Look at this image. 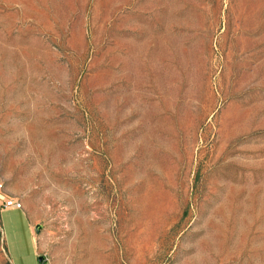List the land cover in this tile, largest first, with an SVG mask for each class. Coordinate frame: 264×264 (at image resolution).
Instances as JSON below:
<instances>
[{
	"label": "rangeland",
	"instance_id": "374dc122",
	"mask_svg": "<svg viewBox=\"0 0 264 264\" xmlns=\"http://www.w3.org/2000/svg\"><path fill=\"white\" fill-rule=\"evenodd\" d=\"M40 256L264 264V0H0V264Z\"/></svg>",
	"mask_w": 264,
	"mask_h": 264
},
{
	"label": "built area",
	"instance_id": "2783aa9c",
	"mask_svg": "<svg viewBox=\"0 0 264 264\" xmlns=\"http://www.w3.org/2000/svg\"><path fill=\"white\" fill-rule=\"evenodd\" d=\"M22 207L23 203L19 199L16 197H10L9 199L5 200L3 211L12 208L21 209Z\"/></svg>",
	"mask_w": 264,
	"mask_h": 264
},
{
	"label": "water",
	"instance_id": "95a60500",
	"mask_svg": "<svg viewBox=\"0 0 264 264\" xmlns=\"http://www.w3.org/2000/svg\"><path fill=\"white\" fill-rule=\"evenodd\" d=\"M41 228H42V225L38 224V225L36 226V231L39 233L40 230H41ZM39 262H40V264H44V263H45V262H44V257H43V256H40V257H39Z\"/></svg>",
	"mask_w": 264,
	"mask_h": 264
}]
</instances>
